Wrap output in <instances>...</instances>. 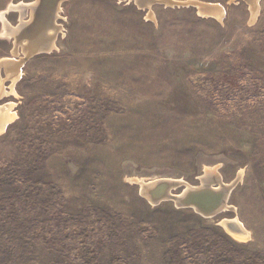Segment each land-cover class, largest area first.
<instances>
[{
    "label": "rangeland",
    "instance_id": "obj_1",
    "mask_svg": "<svg viewBox=\"0 0 264 264\" xmlns=\"http://www.w3.org/2000/svg\"><path fill=\"white\" fill-rule=\"evenodd\" d=\"M36 1L0 13L18 28L8 7ZM151 1L64 0L27 58L36 12L18 47L0 21V81L23 61L0 95V264H264V0ZM207 178L229 192L211 216L142 190Z\"/></svg>",
    "mask_w": 264,
    "mask_h": 264
},
{
    "label": "bare ground",
    "instance_id": "obj_2",
    "mask_svg": "<svg viewBox=\"0 0 264 264\" xmlns=\"http://www.w3.org/2000/svg\"><path fill=\"white\" fill-rule=\"evenodd\" d=\"M134 1L139 5L140 8H149L151 6V3H152L151 0H134ZM159 1L165 2L167 4H172L173 3V0H159ZM62 2H59L57 4H53V3H49L48 0H37L36 1V5H34V7H31V8H30L29 5H27V7L22 5L23 6L22 8H20V6H12V5H10L8 7V10H10L12 8H16V9L19 10L20 13H22L21 18H20L21 19V23L18 26V28H11V27L8 26V24L5 21V18H4V13L5 12L0 13V21L2 22V25H3L2 26L3 30H2L1 35H3V36H13V37L15 35L17 36L18 32L20 31L19 27L24 24V22H22L23 16L25 15L24 11H26V8L29 7L31 12L33 11L32 15L34 16V12H36V14L33 17L35 19L33 20L32 24H29L30 26H29L28 32H26L25 34L22 35L23 38H25V39L27 38L28 39V43L26 45L27 46L26 47V52L24 51L25 58L37 53V51L39 53V51H41V50H50V48H51V46L53 44L52 41H51V36H53L52 35V31L53 32L55 31V26H54L53 23H55V19H56V16H57L56 15L57 8L59 7V5ZM174 2H176V1H174ZM34 4H35V2H34ZM194 5L197 7V11L199 13H201V14L210 13L211 15L216 16L218 19H221L222 16H223L222 8L220 9L218 6L215 7L214 6L215 4L214 5H210V4L201 3V2H194ZM250 11H251V18L254 19L256 17L255 15L257 14V11H258L257 0L253 1L252 5L250 6ZM151 15H152V13L150 14V16ZM12 61L9 60V59L1 61V66H4L5 69H6V79H2L0 81V95H3V94L7 93V91H5V88L3 86V82H5L6 80H10L11 81L9 89H10V93H12L13 90H14L13 89L14 83L20 77V74H21L20 67H21L23 61L22 60H18L15 63L12 62ZM7 121H8V116H7L6 112L2 110L0 112V128L1 129L4 128V126L6 125ZM219 179L216 178L215 181L217 182V180L219 181ZM162 181L163 180H158V182L155 181V182H151L149 185H145V187H142L143 192L146 189L150 188L151 186H153L152 189L156 188L159 185V183L162 182ZM208 181H209V179L208 180L205 179L202 182V186L201 187H203V188L192 187V186H189L187 184V185H185L186 189H185L184 194L182 193L180 195H174L173 197L176 200L189 201V199L185 198L188 195V193L198 194V193H201V192H204V191H209V193H211V194L214 193L216 195L214 197L217 199V201L219 199V202H218L217 206L215 207L213 213L217 212L218 210H223V208H227L228 209L226 201H225V195L228 192V186L223 184V182L222 183L219 182L220 183V184H218L219 186L218 187H214V186H212L213 184L210 185L209 184L210 181L209 182ZM215 181H213V182H215ZM160 184H162V183H160ZM204 187L205 188L207 187L211 191L210 190H206L207 188L205 189ZM170 193H171V191L168 190V194L169 195H171ZM189 198H193V197L190 196ZM237 221H225L224 225L229 230V232H231L232 234L238 236L239 238H243L247 234L246 230L243 228L241 223H239Z\"/></svg>",
    "mask_w": 264,
    "mask_h": 264
},
{
    "label": "water",
    "instance_id": "obj_3",
    "mask_svg": "<svg viewBox=\"0 0 264 264\" xmlns=\"http://www.w3.org/2000/svg\"><path fill=\"white\" fill-rule=\"evenodd\" d=\"M62 1H64V0H48L49 3H53V4H57V3L62 2ZM22 27H23V25H21L19 27V29L22 30ZM14 37L16 38L15 46H19L21 44V39H23V38L19 35V32H18L17 36L15 35ZM22 47L24 48L23 50L26 52L27 46L22 45ZM15 50H17V48H15L13 51H15ZM41 51L43 52L46 50H41ZM160 183H162V184H160ZM160 183L156 188L152 189L153 186H151L150 188L146 189L143 192V194L148 198L149 201L156 203V202H158V200L160 201V200L170 199V200H173L177 206L193 207L196 211L198 210V212L200 214L205 215V216L214 215L219 211L218 210L217 212L213 213L215 207L217 206V204L219 202V199L217 201V199L214 197V196H216L214 193L211 194V193H209V191H204V192H201L198 194L188 193V195L185 198L189 199V201H183V200L181 201V200H176L173 197V195L168 194V190L172 189L176 183H174L170 180H168V182L166 180V181H162ZM200 188H203V187L200 186ZM206 190H210V189L207 188ZM228 193L229 192H227L225 195V200H226ZM190 196L193 198H189Z\"/></svg>",
    "mask_w": 264,
    "mask_h": 264
}]
</instances>
